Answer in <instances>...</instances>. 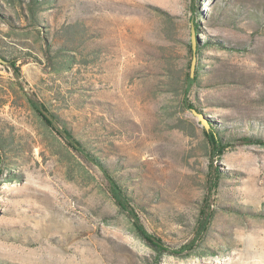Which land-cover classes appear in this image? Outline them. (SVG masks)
<instances>
[{
  "label": "rangeland",
  "instance_id": "1",
  "mask_svg": "<svg viewBox=\"0 0 264 264\" xmlns=\"http://www.w3.org/2000/svg\"><path fill=\"white\" fill-rule=\"evenodd\" d=\"M29 4L0 0V264H264V146L241 142L264 140V0H50L37 22ZM32 95L107 161L167 252ZM211 129L234 140L220 159ZM206 201L208 230L172 254Z\"/></svg>",
  "mask_w": 264,
  "mask_h": 264
},
{
  "label": "trees",
  "instance_id": "2",
  "mask_svg": "<svg viewBox=\"0 0 264 264\" xmlns=\"http://www.w3.org/2000/svg\"><path fill=\"white\" fill-rule=\"evenodd\" d=\"M50 0H30L29 4V11L32 16V19L37 22V16L38 11L42 9V6ZM196 23V28H198V23ZM51 46V43L46 44V52L48 48ZM0 58H3L6 60V58L2 55H0ZM10 66L12 67L14 71V75L17 78H21V71L20 68L17 66V62L10 61ZM199 78V72L195 74L194 77L189 76L187 78L188 87H193ZM35 95H32L29 97V105L33 111H35L43 121L58 131L60 134L65 136V138L73 145V148L80 151L91 163L96 165L100 171L102 172L109 189V192L114 199L115 203L118 205V207L124 211L130 219H132V222L135 226V230L138 233V235L147 243L152 245L159 253V256H161L163 253L167 252L168 250L163 247L162 244H157L155 241H153V237L148 233L145 226L141 223L138 214L136 212V207L133 205L132 197L128 193L127 188L123 185V183L118 179L117 175L115 174V171H113L112 167L107 164V161L101 159L97 155L91 153L89 150H87L83 144L77 140L74 139L72 133L68 129H64L61 126L60 121L56 117V115H53L50 113L48 108L40 101L38 100ZM190 105V104H189ZM43 110H45L48 114L51 115L52 121L47 119V117L43 114ZM207 141L209 142L211 146V154L213 157H216L217 159H220L226 150L232 146L234 140L226 139L224 138L218 131H215V129H211V132H205ZM241 142H254L258 143L262 146H264V140L261 139H252V138H242ZM4 148V143L2 140H0V150ZM221 171H219L216 167L214 168V174L212 175L213 180L211 181V187H216L219 185V182L221 180ZM214 211L212 209V205L209 201H206L204 203V206L200 210L199 218L197 221V231H196V237L188 244L183 245L178 251H172V254L181 255L184 252L188 251V249H192V247L197 243L199 237L203 235L208 230L210 221L212 220Z\"/></svg>",
  "mask_w": 264,
  "mask_h": 264
},
{
  "label": "water",
  "instance_id": "3",
  "mask_svg": "<svg viewBox=\"0 0 264 264\" xmlns=\"http://www.w3.org/2000/svg\"><path fill=\"white\" fill-rule=\"evenodd\" d=\"M0 63L1 64H7L8 62L6 60H4L3 58H0ZM193 65H194V62H193ZM43 114L47 117V119H49L51 121L53 120L51 115L48 114L45 110H43ZM205 126L207 127V125H205Z\"/></svg>",
  "mask_w": 264,
  "mask_h": 264
}]
</instances>
